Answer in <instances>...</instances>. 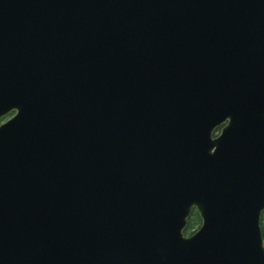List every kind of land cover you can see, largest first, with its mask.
Returning <instances> with one entry per match:
<instances>
[{"label": "water", "instance_id": "95a60500", "mask_svg": "<svg viewBox=\"0 0 264 264\" xmlns=\"http://www.w3.org/2000/svg\"><path fill=\"white\" fill-rule=\"evenodd\" d=\"M10 112L0 264H264V0H0Z\"/></svg>", "mask_w": 264, "mask_h": 264}, {"label": "trees", "instance_id": "16d2710c", "mask_svg": "<svg viewBox=\"0 0 264 264\" xmlns=\"http://www.w3.org/2000/svg\"><path fill=\"white\" fill-rule=\"evenodd\" d=\"M201 224V218L199 216V213L196 210H193L191 213L189 219H188V224L184 230L185 234H191L194 232ZM261 229L264 237V211L261 215Z\"/></svg>", "mask_w": 264, "mask_h": 264}, {"label": "rangeland", "instance_id": "374dc122", "mask_svg": "<svg viewBox=\"0 0 264 264\" xmlns=\"http://www.w3.org/2000/svg\"><path fill=\"white\" fill-rule=\"evenodd\" d=\"M11 114H12V113H11ZM11 114H8L7 116H4V118H3L2 120H0V123L3 122V121H5L6 119H8V118L11 116ZM198 228H199V227H198ZM198 228H197V229H198ZM197 229H196V230H197Z\"/></svg>", "mask_w": 264, "mask_h": 264}, {"label": "flooded vegetation", "instance_id": "af4514ba", "mask_svg": "<svg viewBox=\"0 0 264 264\" xmlns=\"http://www.w3.org/2000/svg\"><path fill=\"white\" fill-rule=\"evenodd\" d=\"M11 113L13 114L14 112H11ZM11 113H10V114H11ZM12 114H11V115H12ZM7 115H8V114H7ZM7 115H5V116H7ZM3 118H4V116L1 117L0 120H2ZM3 122H4V121H3ZM1 123H2V122H1ZM1 123H0V124H1Z\"/></svg>", "mask_w": 264, "mask_h": 264}]
</instances>
